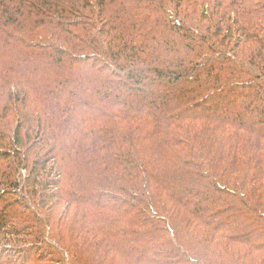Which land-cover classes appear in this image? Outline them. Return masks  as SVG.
<instances>
[{
	"label": "trees",
	"instance_id": "16d2710c",
	"mask_svg": "<svg viewBox=\"0 0 264 264\" xmlns=\"http://www.w3.org/2000/svg\"><path fill=\"white\" fill-rule=\"evenodd\" d=\"M0 264H264V0H0Z\"/></svg>",
	"mask_w": 264,
	"mask_h": 264
}]
</instances>
